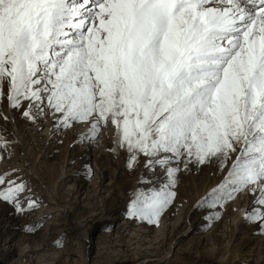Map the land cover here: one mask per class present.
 <instances>
[{"label":"snow or ice","instance_id":"snow-or-ice-1","mask_svg":"<svg viewBox=\"0 0 264 264\" xmlns=\"http://www.w3.org/2000/svg\"><path fill=\"white\" fill-rule=\"evenodd\" d=\"M3 100L33 123L85 128L81 144L114 127L129 169L162 170L141 176L129 217L158 224L179 174L217 165L196 205L206 227L247 196L243 219L264 235V0H0ZM14 142L0 135V159ZM27 191L0 172V202L33 210Z\"/></svg>","mask_w":264,"mask_h":264},{"label":"rangeland","instance_id":"rangeland-1","mask_svg":"<svg viewBox=\"0 0 264 264\" xmlns=\"http://www.w3.org/2000/svg\"><path fill=\"white\" fill-rule=\"evenodd\" d=\"M0 112L8 117L0 118V135L15 141L0 172L16 170L25 195L39 201L33 210L26 201L22 213L0 202V264H264V235L241 212L247 196L228 202L207 227V210H196L223 179L217 165L181 172L172 203L158 224H148L129 217L128 207L141 176L163 182L164 173L129 169L123 149L110 151L114 127L98 143L81 144L83 127L61 131L51 118L33 123L6 100Z\"/></svg>","mask_w":264,"mask_h":264},{"label":"bare ground","instance_id":"bare-ground-1","mask_svg":"<svg viewBox=\"0 0 264 264\" xmlns=\"http://www.w3.org/2000/svg\"><path fill=\"white\" fill-rule=\"evenodd\" d=\"M30 260H31V259H30ZM18 262H19V261H18ZM10 263H11V261H10ZM14 263H15V262H14ZM14 263H13V264H14ZM5 264H6V263H5Z\"/></svg>","mask_w":264,"mask_h":264}]
</instances>
